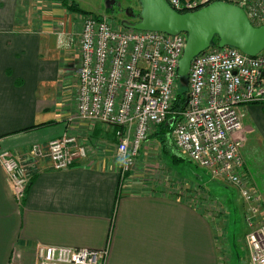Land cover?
<instances>
[{
  "label": "crops",
  "instance_id": "crops-1",
  "mask_svg": "<svg viewBox=\"0 0 264 264\" xmlns=\"http://www.w3.org/2000/svg\"><path fill=\"white\" fill-rule=\"evenodd\" d=\"M33 4L0 0V151L15 157L29 179L19 203L0 165V264H36L39 246L106 249L104 264H219L206 211L189 198L145 190L136 167L122 176L111 126L96 123L86 133L69 123L78 48H59L51 7L40 21ZM241 112L240 153L264 203V104ZM66 134L88 152L56 170L47 143ZM147 147L144 141L137 158Z\"/></svg>",
  "mask_w": 264,
  "mask_h": 264
},
{
  "label": "built area",
  "instance_id": "built-area-1",
  "mask_svg": "<svg viewBox=\"0 0 264 264\" xmlns=\"http://www.w3.org/2000/svg\"><path fill=\"white\" fill-rule=\"evenodd\" d=\"M217 0H167L184 13ZM227 1V0H221ZM249 21L264 25V0H235ZM254 25V24H253ZM255 26V25H254ZM186 34L127 29L105 18L88 17L75 39L58 33L59 48L78 46L76 118L111 126L115 157L125 175L152 127L165 121L178 86L177 65ZM185 108L171 121L170 141L177 152L213 180L238 190L245 204V264H264V203L252 188L240 153L242 107L264 104V51L248 56L233 47L213 45L190 62ZM52 166L67 169L88 148L74 135L47 143ZM0 165L17 202L29 185L20 162L0 151ZM106 249L39 246L36 264H104Z\"/></svg>",
  "mask_w": 264,
  "mask_h": 264
},
{
  "label": "rangeland",
  "instance_id": "rangeland-1",
  "mask_svg": "<svg viewBox=\"0 0 264 264\" xmlns=\"http://www.w3.org/2000/svg\"><path fill=\"white\" fill-rule=\"evenodd\" d=\"M32 1H34V15L40 21L45 19L46 10L48 11L51 7L50 28L55 33L56 41L60 32L71 33L76 39L87 16L105 18L107 21L119 26L121 19L128 18L125 13L127 8H132L136 15L140 10L138 0H120L114 10L107 8L112 7L115 0H67V5L74 3L81 10L89 12L86 14L74 13V11L68 10L67 6L63 4V0ZM227 2L237 4L235 0H227ZM58 8H62V14L58 13ZM73 14L78 16H73ZM136 20L137 16L136 19L131 21ZM252 22L255 26H258L262 21L254 20ZM78 65L79 50L77 67ZM77 67L75 66V69ZM74 74L77 79L76 70ZM180 89L181 87L177 86L176 91ZM77 95L78 92L73 90L67 97L69 102L66 103L73 107L72 112L69 111L68 113V120L69 123L79 122L75 125L80 124L86 127L84 132L88 133V129H93L96 123L83 122V124L81 121H77ZM256 105L259 106L260 104ZM243 120L248 126H254L246 114ZM156 130L157 127L150 129L145 140L148 143V149L141 151L140 155L143 156H139L135 161V165H133V168L136 167L139 178L145 184L143 188L155 192H168L196 202L213 219L219 250L218 263L245 264L249 255L246 240L249 229L245 221L247 205L240 193L230 185L213 180L206 169L196 166L180 155L176 149V152L164 150L158 140L159 136L156 134Z\"/></svg>",
  "mask_w": 264,
  "mask_h": 264
},
{
  "label": "water",
  "instance_id": "water-1",
  "mask_svg": "<svg viewBox=\"0 0 264 264\" xmlns=\"http://www.w3.org/2000/svg\"><path fill=\"white\" fill-rule=\"evenodd\" d=\"M137 20L120 21L127 29L156 31L170 35L186 34V43L177 65L178 81L187 85L191 60L207 48L233 47L248 56L264 51V25L254 26L244 11L227 1H213L189 12L174 10L167 0H138ZM127 17L134 15L132 8L125 10Z\"/></svg>",
  "mask_w": 264,
  "mask_h": 264
},
{
  "label": "trees",
  "instance_id": "trees-1",
  "mask_svg": "<svg viewBox=\"0 0 264 264\" xmlns=\"http://www.w3.org/2000/svg\"><path fill=\"white\" fill-rule=\"evenodd\" d=\"M63 4L67 6L68 10L74 11V13H82V14L89 13L87 11L81 10L74 3L67 5L68 4L67 0H63ZM214 45H216V40H214ZM178 86L181 87V89L176 92V95L172 102L170 113L167 115L165 121L157 126V130H156V134L159 136L158 140L164 150H173L169 137V133L172 128L171 121L174 118H176L178 114L185 108L187 101V86H183L179 82H178Z\"/></svg>",
  "mask_w": 264,
  "mask_h": 264
},
{
  "label": "flooded vegetation",
  "instance_id": "flooded-vegetation-1",
  "mask_svg": "<svg viewBox=\"0 0 264 264\" xmlns=\"http://www.w3.org/2000/svg\"><path fill=\"white\" fill-rule=\"evenodd\" d=\"M120 0H115L114 4L112 5V7H108L107 9H111V10H114L115 9V6L117 5V3L119 2ZM119 11V10H118ZM134 13V11H133ZM124 19H127L129 21H131L132 19H136V14L134 13V15L132 17H128V18H124ZM123 20V19H121Z\"/></svg>",
  "mask_w": 264,
  "mask_h": 264
}]
</instances>
